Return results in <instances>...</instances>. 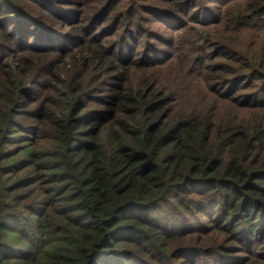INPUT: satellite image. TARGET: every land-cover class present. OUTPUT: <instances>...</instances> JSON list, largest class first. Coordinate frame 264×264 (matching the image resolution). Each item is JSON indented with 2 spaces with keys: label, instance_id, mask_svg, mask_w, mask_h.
<instances>
[{
  "label": "trees",
  "instance_id": "1",
  "mask_svg": "<svg viewBox=\"0 0 264 264\" xmlns=\"http://www.w3.org/2000/svg\"><path fill=\"white\" fill-rule=\"evenodd\" d=\"M28 1L38 13L0 9V93L2 64L39 55L67 95L42 150L0 114V264H264V46L213 35L264 34V0L138 5L171 31L144 40L128 0L88 1L83 21ZM104 14L110 52L83 23ZM199 27L214 58L178 49Z\"/></svg>",
  "mask_w": 264,
  "mask_h": 264
},
{
  "label": "rangeland",
  "instance_id": "2",
  "mask_svg": "<svg viewBox=\"0 0 264 264\" xmlns=\"http://www.w3.org/2000/svg\"><path fill=\"white\" fill-rule=\"evenodd\" d=\"M47 1L50 2L51 11L53 13L68 14L72 17V19L79 17L83 21V19H86V17L80 16V13H84L83 11L86 10V2L91 0H69L72 2V6L68 8H66L67 6H59V4H63L65 1L68 2V0H55L54 2L50 0ZM76 1L80 3H75ZM94 1L95 6L99 1ZM194 2L197 3V5L200 4L198 0ZM131 4L137 5L135 6V10L137 12L133 10L134 13H136V20L133 24V27H138L136 31H133L132 36H134L136 39L142 38L144 40L146 34L150 33V35H152V37L154 38L155 33L161 32V35H163V37H169L171 31L166 26L158 24L157 21L159 20H156L150 14H144L140 10V8H138V5H144L145 7L152 6L155 8H161L166 12H174L175 10L173 9L171 3L160 2L158 0H128L124 6V12L129 9ZM13 8H16L17 10L15 13H38L40 10V8H37L28 0H0L1 10L14 11ZM105 15L106 14H104L102 17H94V19H92L90 23H83H85L86 27H89L88 30H90V33L94 30H96L97 34L100 33V39L103 40V45L105 47H109L106 50L110 52V49L114 46L113 44L115 42V38L113 37L114 32H112L114 30L108 27V21L105 22V28L102 32L101 29L97 28V25L101 21V18H103ZM158 15L161 18L164 14H162V12H159ZM56 25H59L60 29H64L65 31H68L69 29L68 27H64L62 23L59 24V22H57ZM197 29L198 31L196 33V36L193 38V44L183 42L180 38L178 39L177 45L180 53L188 54L191 58H193L195 55H203L205 53H208L211 57L214 58L215 53H219L222 50L214 46L211 48H206L207 46H209V44H207L206 42L205 34H201V30L203 28L199 27ZM217 32L223 34V36L227 39L228 44L236 48H238L239 46L243 47L245 51L243 55H250L254 51V45L256 42L261 46H264V34H258L256 32L249 31L251 34L240 35L231 33L224 28H218V30L214 32L213 35L215 36ZM153 43L154 41L152 40L151 44ZM142 44L143 41L141 42V46ZM194 47L203 49L200 52L194 53L192 52V49ZM134 49L135 46H133L132 50ZM13 60L14 61L10 62L9 64L4 63L1 65L5 68V70L2 72L1 79L2 83L4 84V89L0 93V114H9V111H14L15 119L17 121L16 123L23 125L27 129H29L27 131L28 134H26V137H31L34 142H37V149L42 150L49 145L48 140L53 134L52 111L54 109V105L58 100L63 99V101H66V97H64L63 95L67 94L57 93V91L61 88H58V86L50 80L49 76L45 74V59L42 61V58L39 55H30L29 60H24V63H20L18 65L17 62L19 58L17 57V55L13 58ZM49 60L50 59H47L46 61ZM224 60L227 61L225 58ZM224 60H212L211 64L221 63V61ZM61 61L62 58H57V60L55 61V65H52L50 67V71L61 66ZM242 63L244 62L242 61ZM67 67H74V64H70ZM220 73L214 74L213 77H216L217 75H223V72ZM43 74L45 76H43ZM65 78V81H67L68 79L66 75ZM20 82L25 84V86L21 88V90H19ZM108 93L109 92H105V94ZM70 97L71 96L67 97V101H70ZM23 134L25 133H22L21 135ZM16 140L17 139L12 138L11 140H9V142H13ZM20 140H24V138ZM8 145L10 144H7V146ZM8 147L11 148L12 146ZM16 207L17 206H14L13 209L15 212H24V210H21V208ZM179 251V249H176V252Z\"/></svg>",
  "mask_w": 264,
  "mask_h": 264
}]
</instances>
